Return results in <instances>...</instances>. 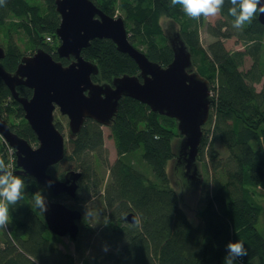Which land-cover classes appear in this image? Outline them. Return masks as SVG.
Instances as JSON below:
<instances>
[{"label": "trees", "instance_id": "trees-1", "mask_svg": "<svg viewBox=\"0 0 264 264\" xmlns=\"http://www.w3.org/2000/svg\"><path fill=\"white\" fill-rule=\"evenodd\" d=\"M41 1L5 0L0 6V26L6 19H20L18 25L26 31L33 45L67 64L68 61L60 59L56 53L60 41L55 30L60 16L55 0ZM91 1L114 16L117 0ZM232 6L230 0H224L220 11L230 23L234 20L228 15ZM119 8L124 14L130 42L138 49L143 47L140 50L162 66L171 62L173 54L159 19L165 16L176 21L180 26L176 33L192 56V71L195 68L210 83L211 112L208 128L204 127L206 123L202 127L197 154V160L203 163L210 178L200 190L201 222L194 224L188 219L166 172V161L174 158L171 140L179 136L176 120L151 111L147 105L130 97L120 99L110 124L116 159L107 165L109 176L102 194H99L102 182L92 161V155L103 148L101 125L87 119L80 132L65 145L62 160L82 170L76 196L64 194L55 198L78 201L84 189L86 193L99 194L96 198L99 229L95 233L101 245L106 243L110 250L99 255L94 264H224L227 243L237 240L248 253L238 257V264H264V236L257 228L263 205L256 193V189L264 190V90L258 92L254 86L263 76L264 26L258 22L257 14L244 25L241 29L244 50L231 52L220 39L204 49L198 35V22L202 18L188 17L181 6H172L171 0H120ZM222 26L218 31H210L211 35L229 36L220 31ZM48 35L53 37V42L46 41ZM4 50L0 65L13 72L23 54L13 41H9ZM81 53L98 65L99 74L92 76L96 82H111L116 76L139 73L135 61L119 52L109 39H93ZM245 55L252 59L251 68L259 69L256 78L248 75L250 71L240 69ZM16 90L22 97L32 94L24 85L17 86ZM0 114L6 119L20 118V123L10 125L11 129L28 142H37L23 117L21 105L13 99L1 78ZM216 141L227 151L225 158L220 157L214 147ZM3 149L2 146L1 152ZM5 154L0 158L6 161ZM177 160L182 162L179 156ZM58 164L48 170L54 178ZM20 177L27 195L22 193L15 204L4 201L8 207L11 237L6 235L8 246L0 249V264H74V257L57 247L59 237L48 232L42 214L34 206L33 196L40 189H46L51 196L48 186L30 176ZM87 178H90L88 186L85 185ZM73 204L65 205L82 212L79 233L72 241L76 254L83 259L91 242L88 232L84 233L83 210L79 203ZM130 212L135 214L139 224L124 219Z\"/></svg>", "mask_w": 264, "mask_h": 264}, {"label": "water", "instance_id": "water-1", "mask_svg": "<svg viewBox=\"0 0 264 264\" xmlns=\"http://www.w3.org/2000/svg\"><path fill=\"white\" fill-rule=\"evenodd\" d=\"M264 3V0H261ZM60 22L55 30L60 43L56 48L59 58L71 59L67 65L55 60L50 53L37 49L32 55L22 56L16 69L9 72L0 65V78L23 111L33 130L38 145L30 143L11 130L0 114V135L14 149L18 168L16 174L30 175L37 183L46 185L55 196L75 197L79 188L80 171L68 170L63 179L54 178L49 168L61 162L65 155V140L53 122L56 108L68 117L70 137L74 138L84 122L91 119L101 126L112 123L122 97H130L160 115L174 118L182 135L179 157L190 182H200L197 165L198 146L202 127L209 119L211 105L209 81L192 71V56L178 33L170 40L172 60L166 65L150 60L129 40L125 23L120 16H110L91 0H55ZM264 26V14L257 13ZM93 39H109L116 49L129 55L137 64V75L123 74L111 82H96L98 65L82 55V49ZM5 50L0 46V60ZM24 85L32 90L30 97H22L16 90ZM43 218L55 236L77 238L81 210L63 202L49 199ZM126 221L134 223L136 216L128 213Z\"/></svg>", "mask_w": 264, "mask_h": 264}, {"label": "rangeland", "instance_id": "rangeland-1", "mask_svg": "<svg viewBox=\"0 0 264 264\" xmlns=\"http://www.w3.org/2000/svg\"><path fill=\"white\" fill-rule=\"evenodd\" d=\"M40 3L42 2L39 0ZM120 0H117L116 5V11L114 16H120L124 18V14L119 8ZM42 5V4H41ZM44 6V5H42ZM201 20L198 22V35H199V42L201 46L204 49H207L208 45L217 41L220 39L226 49H228L231 52L237 51V50H244V38L241 36V29H235L232 27V23L228 22L224 17H222L219 13V15L215 17H204L201 16ZM5 22V24L0 26V46L4 49L7 46V43L9 41H13L16 43L18 48L20 49L23 56L32 55L36 52L37 49H43L42 47H36L31 42L28 34L26 31L18 25L20 22L19 20H8ZM10 21V22H9ZM13 23V24H12ZM159 23L161 25V28L163 30V33L166 36V42L170 45V39L173 40L175 33L177 31H180L179 24L174 21L171 18H167L165 16H161L159 19ZM223 24L221 28V32L227 33L224 37H214L211 35L210 31H218L219 27ZM59 44V43H58ZM58 46V45H57ZM262 47H263V56H262V71L263 76L260 80V82H255L254 86L258 92H262L264 90V37L262 38ZM139 49H143V47H139ZM44 50V49H43ZM52 55V54H51ZM53 57V56H52ZM56 60V59H55ZM59 61V60H57ZM69 63V61H68ZM67 63V64H68ZM252 59L249 55H245L243 58L242 65L240 69L243 72H249V76L251 78H256L259 75V69L251 68L252 66ZM251 68V70H250ZM193 71H196L195 68H193ZM210 84V83H209ZM210 97L212 99L211 91H210ZM211 109H209V117H210ZM4 117L5 114H4ZM3 118V117H2ZM9 119L3 118L8 122L9 125L12 126L13 123H20V118H12V116L8 117ZM53 122L56 125V127L62 132L65 140V145H67L68 141L73 139L70 137V131L68 127V117L66 115L61 114L58 108H56L53 112ZM209 122V121H208ZM204 127L208 128V123L204 125ZM102 135H103V148L96 154L92 155V161L94 164V169L97 174L98 179L102 182L101 192L99 194H102V189L105 186V183L108 180L109 172H108V166L111 165L115 159H116V149L114 140L111 136L110 131V125L108 126H101ZM179 136L174 137L171 140V146L174 152V158L170 159L169 161H166V172L169 177L170 185L171 187L176 191L178 198H179V204L188 219L194 223L199 224L201 222V219L199 217V211L201 209V204L199 202L200 198V190L202 184H207V182L210 180L209 176L205 173L203 163L197 160L198 170L200 173L201 181L200 182H194L190 183V179L185 175V168H184V162H179L177 160L178 151L180 149V142L182 140V135L178 132ZM30 143V142H29ZM30 145L35 148L38 145V142L34 143L31 142ZM215 148L219 151L220 157L225 158L227 156V151L223 148L221 143L219 141H216L214 144ZM4 147L3 151L1 152V147ZM6 146L4 142L2 141V136L0 135V156L2 154H5ZM99 156V158L97 157ZM5 159L7 161V157L5 154ZM182 159V158H181ZM5 161V163H6ZM68 170H77L82 171L81 169L75 168V165L70 161H62L58 164L56 168V179H63V176L66 171ZM54 171V170H52ZM51 171V172H52ZM57 175H60L61 177H58ZM90 178L85 179V185H90V181H88ZM87 192V191H86ZM85 189L82 193L79 194V200L78 201H72L69 199L61 200L65 204H77L79 203V206H81L84 214L85 219V234L88 236L91 242V246L89 249H87V252L85 254V258L79 257L75 252V245L74 242L69 237H59L57 242L55 243L59 249H61L63 252L69 253L74 257V264H94L95 259L99 257L104 251H102V245L101 241L98 237H96L95 230L99 229L97 224V209H96V198L99 196L96 195L93 191L86 193ZM22 193L26 196L27 192L23 189ZM36 193H41L45 197L47 196L46 189H40ZM257 196L259 198V201L263 205V211L260 215L257 228L264 236V190L256 189ZM82 198L84 200H82ZM3 198H0V201H2ZM4 202V201H3ZM73 204V205H74ZM39 210V209H38ZM91 211L94 213V217L92 220H89L87 217H85V212ZM40 212V211H39ZM80 225L82 222L79 223ZM93 230V231H92ZM11 237V233L8 231V223L2 227H0V249H5L8 244H6L7 236ZM239 258L237 257L233 264H238ZM99 264V263H97Z\"/></svg>", "mask_w": 264, "mask_h": 264}, {"label": "clouds", "instance_id": "clouds-1", "mask_svg": "<svg viewBox=\"0 0 264 264\" xmlns=\"http://www.w3.org/2000/svg\"><path fill=\"white\" fill-rule=\"evenodd\" d=\"M5 4V0H0V6ZM224 0H171L172 6H181V10L190 18L196 20L201 16L215 17L219 15ZM233 5L228 9V15L234 17L232 27L242 29L246 23H250L257 13L264 14V3L261 0H230ZM11 166L5 163L3 158H0V227L6 225L9 221L7 204H15L22 198V190L25 187L24 180L15 175ZM53 184L52 180L46 182L48 187ZM34 206L38 208L43 215L48 211V203L46 197L41 193H36L33 196ZM3 201H6L4 203ZM85 217L92 220L94 213L91 211L85 212ZM139 224V221H134ZM109 246L105 243L102 245V251L108 252ZM247 249L244 244L237 240L236 242L227 243V255L224 258V264H233L237 257L247 256Z\"/></svg>", "mask_w": 264, "mask_h": 264}, {"label": "built area", "instance_id": "built-area-1", "mask_svg": "<svg viewBox=\"0 0 264 264\" xmlns=\"http://www.w3.org/2000/svg\"><path fill=\"white\" fill-rule=\"evenodd\" d=\"M45 39L49 43L53 42V38L51 36H49V35L46 36ZM211 95H213L212 92H211ZM3 142H4L5 146H6V150H5L6 157H7L6 164H9L11 166L10 170L14 171V164H15L14 150H13L12 147H10L8 145V143L6 141L3 140Z\"/></svg>", "mask_w": 264, "mask_h": 264}, {"label": "flooded vegetation", "instance_id": "flooded-vegetation-1", "mask_svg": "<svg viewBox=\"0 0 264 264\" xmlns=\"http://www.w3.org/2000/svg\"><path fill=\"white\" fill-rule=\"evenodd\" d=\"M171 40V39H170ZM60 59H66L67 61H71V59H67V58H60ZM59 61H61V60H59ZM62 62V61H61ZM63 64V63H62ZM63 65H67V64H63ZM17 86H20V85H17ZM16 86V87H17ZM24 117V116H23ZM10 126V125H9ZM56 126V125H55ZM11 128V127H10ZM12 130V129H11ZM14 150V149H13ZM14 154H15V152H14ZM15 156V155H14ZM178 156H179V154H178ZM15 160H16V156H15ZM16 164V163H15ZM14 164V170L16 171V170H18V168L16 167V165ZM19 176H30V175H23V174H18ZM31 177V176H30ZM33 178V177H32ZM48 190L50 191V189L48 188ZM50 193H51V191H50ZM59 195H64V194H59ZM59 195H57V196H55V195H53L52 193H51V196L49 195V194H47V198H49V199H53V200H57L55 197H58ZM66 195V194H65ZM57 201H59V200H57ZM43 216V215H42ZM44 219V218H43ZM45 222V221H44ZM46 225V224H45ZM78 225H79V222H78ZM46 228H47V226H46ZM47 230H48V228H47ZM80 230V229H79ZM48 232L51 234V235H53L49 230H48ZM79 233V232H78ZM53 236H55V235H53ZM56 237H59V236H56Z\"/></svg>", "mask_w": 264, "mask_h": 264}]
</instances>
